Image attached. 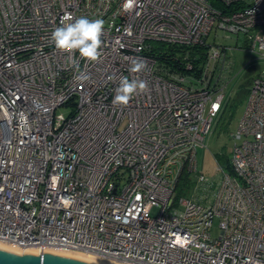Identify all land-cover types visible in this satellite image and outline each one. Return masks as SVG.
I'll return each instance as SVG.
<instances>
[{
  "label": "built area",
  "instance_id": "built-area-1",
  "mask_svg": "<svg viewBox=\"0 0 264 264\" xmlns=\"http://www.w3.org/2000/svg\"><path fill=\"white\" fill-rule=\"evenodd\" d=\"M215 1L223 8L0 0V242L121 264H264V73L249 85L230 172L213 194L200 174L198 193L173 196L224 109L230 48L207 37L224 30L264 56V0ZM65 13L105 21L100 61L75 54L87 81L50 41ZM153 43L206 50L201 64L188 52L159 60ZM135 57L142 73L128 71ZM122 76L148 83L126 106L113 104Z\"/></svg>",
  "mask_w": 264,
  "mask_h": 264
},
{
  "label": "rangeland",
  "instance_id": "rangeland-1",
  "mask_svg": "<svg viewBox=\"0 0 264 264\" xmlns=\"http://www.w3.org/2000/svg\"><path fill=\"white\" fill-rule=\"evenodd\" d=\"M211 1L215 7L223 8L221 4L215 3V0ZM207 42L233 48L236 37L224 30L213 29L207 37ZM239 42L241 43L242 41ZM227 53L229 54V50ZM232 58L234 59V69L231 75L232 78L224 90L225 98L223 104L225 107L221 115L213 119L209 132L204 136L203 146L197 148V174L192 172L183 173L173 194L176 199L179 197H191L193 193H198L196 188L199 187V184L196 182V178L200 174L211 180L209 182L212 185L207 189V192L213 194L219 182L221 169L225 172H230L231 170L230 153L234 143L232 136L236 133L247 102V95L242 93L241 85L256 75L264 73V56L256 55L246 49H233ZM57 112L65 114L63 109H59ZM203 186L205 185L203 184ZM203 191L201 190V194ZM154 212L151 209V213ZM218 233V220L214 218L211 235L212 237H217Z\"/></svg>",
  "mask_w": 264,
  "mask_h": 264
},
{
  "label": "clouds",
  "instance_id": "clouds-1",
  "mask_svg": "<svg viewBox=\"0 0 264 264\" xmlns=\"http://www.w3.org/2000/svg\"><path fill=\"white\" fill-rule=\"evenodd\" d=\"M129 7L135 4V0H127ZM60 27L55 28L51 33L50 41L57 51L66 53L68 61L77 72L79 63L75 59L78 52L80 59L90 63H98L102 52V35L105 28V21L101 18L89 19L81 16L74 18L70 13H65L62 17ZM131 66L128 71L133 74L142 73L147 68V62L139 57L130 58ZM79 81H87L90 77L82 72L75 77ZM148 90V83L144 79L136 77L129 80L127 76H122L119 86L115 89L113 104L126 106L135 95L142 94Z\"/></svg>",
  "mask_w": 264,
  "mask_h": 264
},
{
  "label": "water",
  "instance_id": "water-1",
  "mask_svg": "<svg viewBox=\"0 0 264 264\" xmlns=\"http://www.w3.org/2000/svg\"><path fill=\"white\" fill-rule=\"evenodd\" d=\"M0 264H94L75 257L60 255L52 251L37 253L13 252L0 248Z\"/></svg>",
  "mask_w": 264,
  "mask_h": 264
},
{
  "label": "trees",
  "instance_id": "trees-1",
  "mask_svg": "<svg viewBox=\"0 0 264 264\" xmlns=\"http://www.w3.org/2000/svg\"><path fill=\"white\" fill-rule=\"evenodd\" d=\"M206 47H192V48H183L182 50L176 48L175 46L172 45H166L162 43H153V48H152V54L154 56H157L159 60H164V56L168 54V57L170 55H179L182 56L184 52H188L189 55H196L199 54L201 55L200 59L197 61L198 64L202 63L203 60V55L205 53ZM179 53V54H178ZM252 80V79H251ZM251 80H247L245 84H242V93H245L246 95L248 94L249 90V85L251 83ZM225 107V105H224Z\"/></svg>",
  "mask_w": 264,
  "mask_h": 264
},
{
  "label": "bare ground",
  "instance_id": "bare-ground-1",
  "mask_svg": "<svg viewBox=\"0 0 264 264\" xmlns=\"http://www.w3.org/2000/svg\"><path fill=\"white\" fill-rule=\"evenodd\" d=\"M0 248L9 250V251H13V252H17V253H21V252H31V253H37L39 252L37 249H27V250H21L17 247L11 246L9 244L0 242ZM52 251V250H50ZM55 253H58L60 255H65V256H70V257H75L77 259H81V260H85L94 264H121L118 263L116 261L110 260V259H105V258H100V257H96L93 255H86V254H81L78 252H64V251H52Z\"/></svg>",
  "mask_w": 264,
  "mask_h": 264
},
{
  "label": "crops",
  "instance_id": "crops-1",
  "mask_svg": "<svg viewBox=\"0 0 264 264\" xmlns=\"http://www.w3.org/2000/svg\"><path fill=\"white\" fill-rule=\"evenodd\" d=\"M260 29L263 31L264 25L260 26ZM239 41H242V42L240 43ZM239 43H240V45H238ZM242 43H243V45H242ZM233 49H238V50L246 49L252 53V51H250V48H249V42H247L245 37H236L235 46L233 48H230L229 54H228L229 59H230L229 62L231 64L229 65V67H227V63H226V65L222 67V73L224 75L223 79H224L225 83L227 82V84L229 83V80H231V78H232L231 75L233 74V69H234V59L232 58V50ZM217 65H218V63L216 64V66Z\"/></svg>",
  "mask_w": 264,
  "mask_h": 264
}]
</instances>
